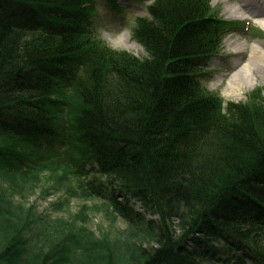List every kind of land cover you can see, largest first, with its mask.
<instances>
[{
  "label": "trees",
  "instance_id": "16d2710c",
  "mask_svg": "<svg viewBox=\"0 0 264 264\" xmlns=\"http://www.w3.org/2000/svg\"><path fill=\"white\" fill-rule=\"evenodd\" d=\"M93 3L0 0V264H264V94L223 108L198 73L229 22L154 0L137 58L90 41ZM48 167L129 223L121 246L12 207Z\"/></svg>",
  "mask_w": 264,
  "mask_h": 264
},
{
  "label": "rangeland",
  "instance_id": "374dc122",
  "mask_svg": "<svg viewBox=\"0 0 264 264\" xmlns=\"http://www.w3.org/2000/svg\"><path fill=\"white\" fill-rule=\"evenodd\" d=\"M93 1L95 10L89 12L93 30L90 41L101 43L112 50L127 52L137 58L144 57V49L132 37L133 30L137 18L148 16L147 6L154 0H118V5L123 10L119 14L112 10L106 0ZM242 5L241 0H209L214 18L229 22V25H225V29L221 30L222 43L218 53L198 73L203 76L201 83L205 94L220 99L223 108L228 103L247 102L250 96L259 90L264 94V71L257 70L254 65L250 69L256 84L247 90L244 89L241 97H233L227 92L230 78L248 64L251 45L259 42L264 50V29L258 24L259 20L264 21V15L252 16ZM228 6L236 7L241 18H231L226 11ZM124 35L129 36V42L120 45V37L126 41ZM238 44H244L245 47L236 52L233 47ZM86 168L89 169V166ZM82 178L80 177V182ZM10 182L18 188L8 196L12 207L32 210L36 217L48 216L50 224L57 226L54 229L56 237L64 236L70 231L78 233L85 242L80 244L83 250L89 249L88 242L94 240H104L103 242L112 247L121 246L123 240L128 237L127 231H131L129 223L114 213L108 202L85 194L78 188L77 179L72 174L69 175L65 167H48L32 176H24L23 180L20 176H15ZM77 189L80 190L78 195L75 193ZM83 245L84 247H81Z\"/></svg>",
  "mask_w": 264,
  "mask_h": 264
},
{
  "label": "bare ground",
  "instance_id": "6f19581e",
  "mask_svg": "<svg viewBox=\"0 0 264 264\" xmlns=\"http://www.w3.org/2000/svg\"><path fill=\"white\" fill-rule=\"evenodd\" d=\"M243 5L242 7H245V4H257V0H241ZM227 13L230 14V17L233 19L241 18V14L239 10L234 6H228L226 8ZM264 14V13H263ZM263 14H259L263 16ZM259 26L264 29V21L258 22ZM126 41H123L120 37L119 44H128L129 42V36L124 35ZM133 47L137 48L135 44H132ZM243 47H245L244 44H238L235 47H233L234 51L239 52ZM257 67V70H263L264 71V50L261 48L259 42H254L251 45V55L250 60L247 65H245L242 69H240L237 73H235L230 80L227 83V92L228 95H231L233 97H241L242 92L244 89H249L250 87H253L256 83L254 81V78L251 74V66ZM264 76V72H263Z\"/></svg>",
  "mask_w": 264,
  "mask_h": 264
}]
</instances>
